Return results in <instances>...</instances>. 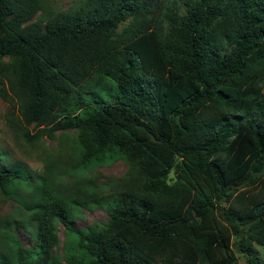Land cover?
<instances>
[{"label": "trees", "instance_id": "obj_1", "mask_svg": "<svg viewBox=\"0 0 264 264\" xmlns=\"http://www.w3.org/2000/svg\"><path fill=\"white\" fill-rule=\"evenodd\" d=\"M0 0V97L43 176L0 152V264H256L264 247V0ZM42 12L40 16L38 13ZM36 18V20H35ZM123 161L102 187L89 175ZM109 221L72 224L84 209ZM65 230L63 254L59 226ZM23 228L33 241L21 244Z\"/></svg>", "mask_w": 264, "mask_h": 264}, {"label": "rangeland", "instance_id": "obj_2", "mask_svg": "<svg viewBox=\"0 0 264 264\" xmlns=\"http://www.w3.org/2000/svg\"><path fill=\"white\" fill-rule=\"evenodd\" d=\"M84 0H42L43 13L45 16L54 17L61 12H75L80 7ZM38 13V16L42 14ZM36 20V18H35ZM1 88V85H0ZM1 91V89H0ZM10 104L0 97V152H4L7 158L16 166L22 165L26 167L34 176L41 177L45 173L46 162L49 156L58 160L66 161L71 152L73 142L75 141V132H57L53 140L46 136L34 138L37 134V129H32L33 139L30 142L23 141L17 138L15 133L10 129L6 121V115ZM129 166L123 161L114 163L105 168H100L91 175L90 181L102 187V184L111 182L114 179L122 178L128 171ZM17 204L12 199H7L0 191V216H8L16 210ZM109 221V215L106 210L101 208L84 209L78 219L72 224L74 229H86L89 226L102 223L106 224ZM60 245L57 252L63 254L64 244L66 241L65 230L62 225L58 228ZM21 244L24 248H30L33 241L28 233L20 228L17 231ZM258 255H256V264H264V247L255 246ZM237 264H251L247 258L236 252Z\"/></svg>", "mask_w": 264, "mask_h": 264}]
</instances>
